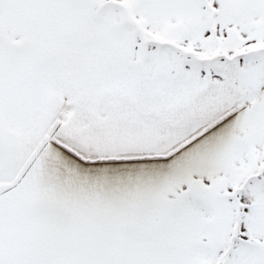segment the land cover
Here are the masks:
<instances>
[{"label": "snow or ice", "instance_id": "6c2138e0", "mask_svg": "<svg viewBox=\"0 0 264 264\" xmlns=\"http://www.w3.org/2000/svg\"><path fill=\"white\" fill-rule=\"evenodd\" d=\"M0 264H264V0H0Z\"/></svg>", "mask_w": 264, "mask_h": 264}]
</instances>
